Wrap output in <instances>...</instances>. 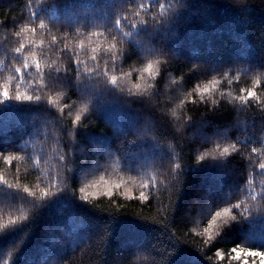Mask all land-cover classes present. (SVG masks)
<instances>
[{
    "label": "trees",
    "instance_id": "obj_1",
    "mask_svg": "<svg viewBox=\"0 0 264 264\" xmlns=\"http://www.w3.org/2000/svg\"><path fill=\"white\" fill-rule=\"evenodd\" d=\"M128 2L129 0H57V4L53 6L50 0L49 4L41 5L37 12L41 17L52 21H66L68 26L83 22L88 27L95 21L107 23L114 15V10ZM132 2L129 9L143 3L145 10L141 11V15H145L149 5L154 4L155 0ZM161 2L171 3L172 0ZM176 2L182 4V7L174 13L172 21L166 27L161 24L151 33L147 25L133 30V36H142L155 47L163 46L161 55L155 57L160 61L159 74L148 78L147 83L154 84V90L160 93L156 97L159 105L152 111L161 116L159 107L168 110L169 114L162 116L168 122V134L159 137L160 145L150 138L130 143L137 130L144 125L147 110L140 101L133 100L131 104H127L122 101L113 102L109 98L101 102V94L93 93L96 97L93 102L98 108L95 115L83 114L82 123L88 125V128L78 131L79 143L84 146L85 154L91 159L96 158V145H99L102 162L107 159L104 155L115 152L122 157L121 166H117L114 160L109 161L105 165L106 171L102 169L99 173L89 175L83 182L79 172L75 173L72 187L76 189V196L67 190L57 193L38 210L29 223L13 234L0 236V264H41L44 260H51L53 255L60 256L66 252L72 264H132L135 255L139 253L131 254L137 248H147L157 239L164 242L159 235L163 229L136 217H159L155 199L157 189L160 199L165 205L168 204V185L161 181L160 174L168 167L169 160L166 158L171 153L173 166L175 162H179L184 170V183L176 204V224L173 227H179L180 234L187 243L179 246L171 257L170 264H227V261L218 260L217 250L223 249L230 253L231 248L236 245L264 250V215L260 214L223 226L214 245L205 243L207 235H200L216 210L228 203H239L247 199L248 180L253 182L256 192L264 187L261 185L264 175L259 173L258 167L252 168L248 153L249 146L264 147L261 143L264 138V0H246L243 10L233 5L234 0ZM40 3L41 0H0V45L10 41V47H14L18 40L29 38L28 33L22 37H16L14 33L20 31L24 23L29 22L30 11L35 10ZM157 11L153 6L151 12H147L146 18L151 19ZM58 30L59 33H68L65 42L70 47L63 52L58 50L63 47L62 44L57 48L49 47L51 35L47 29L37 28L31 38L37 42L41 39L45 41L42 50L38 51L41 56L47 54L52 68L71 67L73 47L77 46L78 40L85 38L86 31L82 30L78 34L73 27L59 24L51 28L52 33ZM105 35L108 40L111 39L107 33ZM101 43L106 47L107 40ZM129 43L133 46L132 51L122 63L115 62L117 67L114 70L120 76L124 87L132 85L123 73H132V81L140 82L139 73L150 59L141 56L143 40L137 42L129 37ZM80 54L82 61L89 59L91 49H88L87 56ZM101 56V62L107 59L102 51ZM111 63L109 61L110 65ZM9 64L10 55L6 56L4 51H0V84L13 76L9 88L15 89L20 82L15 79L16 74L10 70ZM89 64L91 65L90 59ZM197 64L202 67L194 69L193 66ZM213 79L219 83L213 87L212 94L205 93L204 99H200L199 88L211 85ZM27 84L31 85L27 89L30 93L33 88H39L38 94L43 95H55L56 92L63 91L49 90L40 83L39 76L27 77ZM25 87L26 85H21L22 90ZM244 88H255L259 99L240 105L236 98L243 94L241 90ZM214 99L219 104H213ZM181 100L185 103L177 111L183 119L192 117L195 120L207 113L208 124L203 128L193 124L187 131H177L174 125L178 121L171 116L170 110L176 108ZM80 101L81 95L75 88L68 89L63 96L58 97L57 103L69 106L63 112L65 128L71 127L75 113L80 108ZM55 112L57 110L47 105L45 100H0V152L22 157L15 159L12 164L0 157V176L9 180L18 179L37 191V186H45V169L54 174L58 167V155L71 143L64 129L48 121L49 116H54ZM224 128L230 129L227 135L234 142H237V137L249 142L248 145L237 142L238 154H232L235 167L225 166L220 162H207L211 157L198 163L199 155L210 152L215 147L213 143L202 139L217 135ZM41 150L47 163L34 167L35 157L41 155ZM27 155H31L32 159H28ZM152 159L165 160L163 166L157 164L154 169L158 180L152 188L150 206H145V202L138 197L142 190L141 181L147 179V174L140 173L139 170L141 167H148ZM261 159L264 157L259 152L252 154V160ZM91 166V161H88L80 166V170ZM100 175H104L110 182L123 181V184L113 189L110 197L106 194V186L101 183L99 187L89 190L93 193L90 202L80 201L79 188L89 181L99 180ZM128 190L136 198L120 195ZM8 195L9 193L4 194L6 198ZM116 204L123 207L119 216L111 223L112 236L105 262L104 239H97V232L109 221V215L99 209L114 208ZM253 204V201L248 200L246 205L236 211L246 215L243 208ZM7 212L5 209V216ZM62 227L73 235L82 237L85 233L83 243L78 245L83 249L82 255H71L72 238ZM19 235L24 238V243L19 250L14 251L13 240ZM56 239L64 241L66 245L61 247L54 244ZM140 264L147 262L141 261ZM232 264L237 262L233 261Z\"/></svg>",
    "mask_w": 264,
    "mask_h": 264
},
{
    "label": "snow or ice",
    "instance_id": "obj_2",
    "mask_svg": "<svg viewBox=\"0 0 264 264\" xmlns=\"http://www.w3.org/2000/svg\"><path fill=\"white\" fill-rule=\"evenodd\" d=\"M50 0H41L40 5L30 11L29 22L24 23L20 31H16L14 35L16 37H22L25 33L29 34V38L24 41H17L16 46L10 47L11 42L0 45V51H4L5 55H10V64L8 67L15 73V79L20 82L15 89L9 88V82L14 78L9 76L7 80L0 84V100L11 98L13 100L20 101H32L39 102L45 100L47 105L55 108L54 116H49L48 121L54 122L62 129L66 136L70 137L71 143L65 146V149L58 155V167L54 174H50L45 169L46 180L45 186L38 187V191L29 187L26 184H22L18 179L9 180L4 176H0V236L10 235L15 233L24 224L29 223L34 215L40 208L49 203L53 196L62 191H70L76 196V189L72 187L73 176L79 172V177L83 180H87L89 175L99 173L102 169L107 170L105 165L114 160L117 166H121L122 157L118 156L115 152H108L104 157L107 159L102 162L99 155V145H96L97 155L95 159H91L89 155L85 154V148L79 143L78 131L80 129H87L88 125L82 123V116L85 113L89 115H95L98 105L93 101L95 96L93 93L101 94V102L111 98L113 102H123L131 104L133 100L140 101L143 108L147 110L144 125L137 130L131 138V142L145 139H152L159 144V137L166 135L169 132L168 122L165 121L162 116L168 115V110L164 107H159L158 111L161 116H157L152 109L157 108L159 101L156 99L159 96V91L151 90V95L145 94V88L147 86V80L150 76H156L159 74L158 65L159 59L155 57L161 55L163 46L155 47L150 41L145 40L142 36H133V30L139 26L147 25L150 33L163 24L165 27L172 21L174 13L182 7V4H178L176 0H172L171 3H163L161 0H155L154 4H150L147 12H151V8L154 6L157 8V12L152 15L151 19L146 18L145 15H141V11L145 10L143 3L138 4L136 7L129 9V6L133 4L132 0L128 3L122 4L120 7L114 10V15L107 22L95 21L88 27H85L83 22L80 24L68 26L66 21L63 20H49L41 17L37 9L43 4H49ZM246 0H235L233 5L243 10ZM57 0H51V5L55 6ZM57 24L64 27H73L76 33H81L82 30L86 31L84 39H80L76 42L77 46L73 47L72 57L73 62L71 67L59 66L52 68L48 63L47 54L41 56L38 50H42V46L45 44L44 40L38 42L31 38L32 34L39 29H47L51 35L50 48H57L62 44L63 47L59 48L60 52L69 49V44L65 42L67 32L56 33L51 32L52 27H56ZM107 33L111 36L108 40ZM129 37L139 42L143 40V47L141 49V56L150 58L144 69L139 73L140 82L132 81V73L124 72L123 76L127 78L131 87L122 86L121 78L115 74V68L117 67L116 61L121 63L126 59L127 55L132 51L133 46L129 43ZM107 40L106 47H103L102 41ZM93 44L96 46L93 47ZM35 45V47H33ZM91 49V65L89 59H84L80 53L84 56L88 55V49ZM107 59H103L101 56ZM173 55L175 53H172ZM111 61V65L109 64ZM202 65H194V69H200ZM47 69V72H45ZM264 70V69H262ZM147 73V76L145 75ZM71 74V75H70ZM39 76L40 83L45 85L49 90L55 91L56 89H63V91L56 92L55 95H43L40 93L39 88H33L31 93L28 88L31 85L27 84V77ZM239 79V77H237ZM219 81L213 79L211 85H205L199 88L201 93L200 99H204V94H212L213 87L218 84ZM259 83V80L256 81ZM21 85H26L22 90ZM75 88L81 95L80 108L75 113L74 121L71 122V127L65 128L63 125V112L68 105H61L57 103V99L63 96L68 89ZM243 93L236 99L240 102V105H246L250 100H257L259 96L255 88H244L241 90ZM191 96V93L187 94ZM171 99V97H168ZM195 102V97L192 98ZM185 101L181 100L177 104L180 108L183 107ZM213 104H219V101L213 100ZM264 107V104H262ZM71 115V113H69ZM172 116V115H171ZM208 114L201 115L199 119L188 118L186 122L178 128L174 125L177 131H187L190 125L196 124L200 128L205 127L208 124ZM264 117V114H262ZM239 123V122H238ZM182 129V130H181ZM230 131L229 128H224L217 135L205 136L202 140L205 142H211L215 147L210 152H204L199 155L198 163L206 161V157H211L209 163L220 162L225 166L235 167L233 153L238 154L237 142L242 145H248L249 142H244L237 137V142H234L231 136L227 135ZM196 135V133H194ZM123 143V142H122ZM255 142H253L254 144ZM261 143L264 144V138L261 139ZM171 146V145H170ZM259 152L261 157H264V147L249 146V161L253 169L258 167L259 173L264 175V159L252 160V154ZM172 156L166 158L169 160V165L165 171L160 174V179L163 183L168 185L169 200L165 205L159 196V189L155 194L157 212L159 217L154 216H138L137 219L145 222H151L158 225L163 231L159 233L161 239L155 240L147 248L139 247L131 255L136 253H143L145 255H135V260L132 264H136L137 261H145L147 264H170L171 257L176 253L181 244H186V240L180 234L179 227H173L176 224V218H174V212L176 209L177 201L180 197V193L183 188L184 181L182 176L184 170L179 162L172 164ZM2 157L7 163L12 164L15 159L22 158L16 155H4L0 152ZM44 153L41 150V155L35 157L34 167H39L42 164H46L47 161L43 158ZM28 159H32L31 155H27ZM79 160V163H77ZM165 159H154L151 161L148 167H141L139 172L146 173L147 179L141 181L142 190L139 193L138 199L145 202V206H150V197L152 195V188L154 182L158 180V176L154 169L157 164L163 166ZM91 161V167L80 170L82 164ZM19 171V168H17ZM129 171V170H128ZM131 172V171H129ZM103 183L106 186L108 196L113 195V189L119 188L123 181L113 183L106 180L104 175L99 176V180L89 181L84 183L79 188V200L84 202H90L93 193L89 191L93 187H99ZM261 185H264V180H261ZM7 186V187H5ZM5 193H9L8 197L4 196ZM247 199L242 200L239 203H228L226 206L219 208L211 215V218L207 222V226L203 228L200 235H207L208 239L205 243L214 245L215 241L220 237L221 229L225 225H229L233 221H242L245 217H249L255 214L264 215V187H261L260 192H256L253 182L247 181L246 187ZM122 196L129 197L130 199L136 198L130 190L120 193ZM259 197V201H257ZM254 202L253 205L243 208V212L246 215H241L236 210L241 209L242 206L247 204V201ZM123 206L116 204L114 208H101L99 211L107 213L109 215V221L97 232V239L103 238L105 244V262L108 258V248L110 246V238L112 236L111 223L119 216V212ZM254 208V210H253ZM5 209L8 210L7 216H5ZM202 211V208H201ZM62 230L72 238L71 241V255L77 253L83 254V249L78 247L84 241V236L73 235L71 232H67L63 227ZM195 231V229H193ZM25 235L27 233L24 232ZM24 243V238L20 235L13 240V250H19L20 246ZM54 244L64 247L66 243L62 240H54ZM220 262L227 261V264H232L233 261L237 264H264V250L252 247H246L244 245H236L231 248L230 253H226L223 249H218L216 253ZM69 254L63 253L60 256L53 255L51 260H44L41 264H72L68 259Z\"/></svg>",
    "mask_w": 264,
    "mask_h": 264
},
{
    "label": "clouds",
    "instance_id": "obj_3",
    "mask_svg": "<svg viewBox=\"0 0 264 264\" xmlns=\"http://www.w3.org/2000/svg\"><path fill=\"white\" fill-rule=\"evenodd\" d=\"M235 2V0H234ZM154 76H150L149 78H152ZM155 87L154 84H151V83H147V86L145 88V94H148V95H151V90ZM180 107L177 105L176 108H173L170 110V114L172 115V117H174L176 119V121H178V123H176V126L178 128H180L181 125H183L186 120L190 117H188L187 119H183L181 116H180V113L177 111V109H179ZM182 130V129H181ZM138 255H145L143 253H139ZM135 260V259H134ZM141 261H137L136 264H140Z\"/></svg>",
    "mask_w": 264,
    "mask_h": 264
},
{
    "label": "rangeland",
    "instance_id": "obj_4",
    "mask_svg": "<svg viewBox=\"0 0 264 264\" xmlns=\"http://www.w3.org/2000/svg\"><path fill=\"white\" fill-rule=\"evenodd\" d=\"M153 160V159H152Z\"/></svg>",
    "mask_w": 264,
    "mask_h": 264
}]
</instances>
